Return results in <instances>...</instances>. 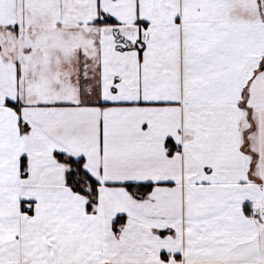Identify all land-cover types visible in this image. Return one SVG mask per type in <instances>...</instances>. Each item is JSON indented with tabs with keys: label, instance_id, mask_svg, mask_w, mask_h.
<instances>
[{
	"label": "snow or ice",
	"instance_id": "obj_1",
	"mask_svg": "<svg viewBox=\"0 0 264 264\" xmlns=\"http://www.w3.org/2000/svg\"><path fill=\"white\" fill-rule=\"evenodd\" d=\"M0 264H264V0H0Z\"/></svg>",
	"mask_w": 264,
	"mask_h": 264
}]
</instances>
